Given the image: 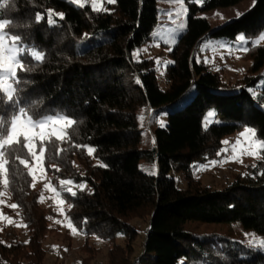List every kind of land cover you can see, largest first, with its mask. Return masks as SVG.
I'll use <instances>...</instances> for the list:
<instances>
[{"label":"trees","instance_id":"1","mask_svg":"<svg viewBox=\"0 0 264 264\" xmlns=\"http://www.w3.org/2000/svg\"><path fill=\"white\" fill-rule=\"evenodd\" d=\"M242 1H188L186 26L174 44H165L170 61L162 79L155 57L134 58L157 40L159 0H116L99 12L64 0H8L0 10V19L15 23L11 32L22 37L23 47L45 57L37 62L23 54L32 71L18 70L19 107L35 119L76 121L68 128L70 139L57 142L62 151L46 152L43 165L67 220L85 236L90 260L98 250L89 240L96 237L109 246L105 264H264L258 245L264 239V149L221 187L197 174L226 153L230 136L252 129L264 141V43H255L264 33V0L216 28L200 15ZM50 11L54 25L47 23ZM239 35L250 63L236 80L198 59L205 41L236 46ZM0 112L10 115L7 101ZM147 125L151 146L143 135ZM88 147L95 151L89 154ZM24 152L16 154L27 159ZM143 162L156 163L157 172ZM7 167L9 183L0 172V193L8 192L17 205L27 235L20 239L0 225V264H46L54 212L33 187L29 167L10 158ZM69 179L86 187L74 188L73 196L60 184Z\"/></svg>","mask_w":264,"mask_h":264},{"label":"rangeland","instance_id":"2","mask_svg":"<svg viewBox=\"0 0 264 264\" xmlns=\"http://www.w3.org/2000/svg\"><path fill=\"white\" fill-rule=\"evenodd\" d=\"M188 1L195 2V0H183V7L186 9V14L180 16L179 19H177V17L175 16V12L176 10L181 8V5L176 3L175 0H159L158 7L161 10L160 16L162 24L157 30V40L151 41L149 44L134 52H139L138 56L134 55L135 59H140L142 57H155L156 63L157 60H159V64H157V70L161 79L163 77L165 67L170 61V48L165 44H174L176 39L180 36L184 28L174 32L172 31V29H175L177 27V24H179L180 22H184L186 26ZM204 1L205 0H201V2L197 4L202 5ZM64 2L75 6H81L80 4L72 2V0H64ZM84 4L91 5V2L90 0H88V2L83 3V5ZM254 4L255 0H244L236 5H232L229 7H220L201 12L200 15L205 16L209 20L211 26L213 28H216L227 21L242 16L248 10H250L254 6ZM109 5L110 4L105 0L103 9L109 10ZM170 12L173 13L171 20L168 16V13ZM173 21H175V23H173ZM262 35H264V33ZM257 40H259V38ZM259 43H264V40H260ZM242 48H246L245 44L241 45L240 43L239 45L234 46L230 44L229 41L224 40L205 41L200 46L197 52L198 59L210 62L211 64H214V67L216 68H223L225 79L233 81L236 80L237 77L241 76V74L246 70L250 63L248 59L243 56L245 51H243ZM193 92L194 89L191 90L190 93ZM212 119L213 115L211 113L208 116L207 121L211 122ZM142 123L143 125L148 124L147 117L144 113ZM246 130L247 129L238 134L228 137L225 140L228 142L227 144H225V149H228L226 153L224 155H221L219 158L207 161L206 164L202 165V168L198 170L197 174L201 176L204 183L221 187L232 177L231 175L233 174V172L237 171V169H240L241 164L247 163L259 157V154L257 156L248 155L246 151L238 150L237 153H234L232 151L233 147L237 145V141H240L241 147L245 148L249 140L255 139L251 136V134L241 136V133H246ZM143 135L146 142L145 145L151 146V144H153L154 137L148 125L143 130ZM38 142L39 141H37V143ZM234 155L237 156V158L230 159V157ZM212 161H216V164L213 165L211 163ZM143 164L144 167H148V172H157L156 163L143 162ZM34 166L35 164L33 161L31 164H29L30 170ZM172 175L176 179L180 177V175L176 172H173ZM34 185L40 190L42 194V201L44 206H46L47 208H51L54 212L52 222V227L54 230L49 235L45 243L46 249L48 251L46 264H82L83 259H86L89 264H105L108 259V244L96 237L91 238L89 240V246L98 250V253L92 260L88 258L90 254L83 248L86 242L85 236L82 233L78 232L76 229L74 234V227L69 226V221L65 216L66 206L64 203L62 205L58 203L61 198L58 195L57 191H52V188L54 187L52 186L50 178L46 171L43 175L40 174L39 171H37L36 178L34 179ZM46 185H50L51 187L46 188ZM9 196L10 195L6 191H4L3 195L0 196V225L2 227L7 226L9 229L16 232V234H18V238H25L27 235V231L24 224L22 223L23 221L20 218L18 207H12V205L14 204L10 201ZM61 208L63 209V211H61ZM4 217H7L8 219H5Z\"/></svg>","mask_w":264,"mask_h":264},{"label":"snow or ice","instance_id":"3","mask_svg":"<svg viewBox=\"0 0 264 264\" xmlns=\"http://www.w3.org/2000/svg\"><path fill=\"white\" fill-rule=\"evenodd\" d=\"M8 0H0V10H2ZM72 2L80 4L83 6V3L88 2V0H72ZM91 7L94 11H101L103 9V4L105 0H90ZM107 3L113 4L116 0H106ZM176 3L181 5V8L176 10L175 16L179 19L180 16L186 14V9L183 7V0H175ZM196 3H200L201 0H195ZM107 11V9H103ZM173 13H168L169 19H172ZM60 19H63V14H59ZM43 19V16L39 13L36 15V21L40 22ZM49 24H56L57 21L53 19V14L51 11L48 13ZM175 23V21H173ZM15 27V23L8 19H0V104H3L7 101L11 113L8 116H5L0 112V172L5 174L4 185L7 186L9 180L7 178L8 174V164L9 158L13 161L19 160V164L29 167V159L34 161L35 166L31 168V175L33 179L36 178L37 171L40 174L45 173V168L43 167V161L45 159L46 152H49L53 155L58 154L62 151L61 148L57 146V142L63 143L68 137V128L76 124L74 119H71L66 116H49L43 119H35L32 115H29V110L24 107H19L18 105V95H19V84L20 78L18 77L19 71H32L31 67L26 66L23 61V54L28 52L32 58L37 61H43L44 54L41 51L36 49H27L23 47L20 35L12 34L11 29ZM185 27L184 22L177 24L175 29L172 31L181 30ZM238 41L243 45L246 43L245 36L239 35ZM260 40H264V35H261L259 40L255 41L256 44H259ZM243 51L247 52L248 48H242ZM138 56L139 52L134 53ZM167 63V62H166ZM159 64V60H157ZM143 119V117H141ZM160 126L164 127V122L161 119L159 121ZM246 134H251L254 138L255 133L252 129H247L246 133H241V136H246ZM21 137H23V144L21 145ZM37 141H39V150H37ZM154 143V140H153ZM225 144L228 142L225 141ZM79 147V145H76ZM24 152V155L28 157L27 159L21 158L17 155V152ZM255 149V150H252ZM264 149V141L257 139H251L248 141V144L245 148H242L240 141H237V145L233 147L232 151L237 153L239 151H246L248 155L257 156L259 150ZM228 149H225L227 151ZM87 151L89 154H92L95 149L88 147ZM237 156H232L230 159H236ZM226 162V161H225ZM213 165L216 164V161L211 162ZM151 174H155L154 172ZM264 175V173H261ZM60 184L64 187V191L75 196L76 192L74 188H80L83 190L86 187V184L77 185L72 180H62ZM35 185L33 184V187ZM46 188H50V185H46ZM53 192H56L55 188H52ZM3 195V193H0ZM59 195V193H58ZM43 199V198H42ZM61 205L64 203L62 199L58 201ZM13 208H16L17 205H12ZM61 211L63 209L61 208ZM8 219L7 217H4ZM71 227V222H69ZM75 228L73 232L75 234ZM260 247H264V239L258 241Z\"/></svg>","mask_w":264,"mask_h":264}]
</instances>
